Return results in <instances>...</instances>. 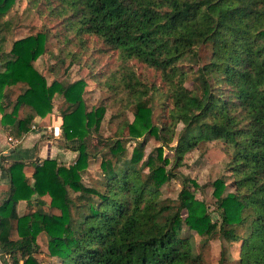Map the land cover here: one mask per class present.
<instances>
[{
  "label": "trees",
  "instance_id": "16d2710c",
  "mask_svg": "<svg viewBox=\"0 0 264 264\" xmlns=\"http://www.w3.org/2000/svg\"><path fill=\"white\" fill-rule=\"evenodd\" d=\"M17 1L0 0L3 125L24 138L62 97L68 104L62 132L78 159L69 167L58 159L32 162V179L27 162L9 163L0 254L11 264H41L36 255L45 237L53 264H206L199 246L219 239L240 248L237 264H264V0H28L45 29L6 51L15 25L5 17ZM52 35L61 45L58 66L68 59L83 63L86 53V65L95 72L100 67L95 75L105 77L107 103L88 110L85 80L50 83L34 67ZM201 49L209 52L206 62ZM135 65L159 73L161 87ZM190 76L192 89L186 87ZM16 86L21 93L13 95ZM159 91L165 101L157 125ZM109 106L114 118L124 108L133 114L124 122L128 139L139 140L130 156L123 137L102 141L108 152L92 149ZM148 136L161 146L146 156ZM176 138V167L202 144H222L225 174L212 184L221 220L213 222L206 203L196 199V182L169 169L164 149ZM98 155L101 176L87 186L83 175ZM175 178L183 182L178 201L163 198L162 188ZM20 201L29 208L21 217ZM227 257L223 250L219 264H228Z\"/></svg>",
  "mask_w": 264,
  "mask_h": 264
},
{
  "label": "rangeland",
  "instance_id": "374dc122",
  "mask_svg": "<svg viewBox=\"0 0 264 264\" xmlns=\"http://www.w3.org/2000/svg\"><path fill=\"white\" fill-rule=\"evenodd\" d=\"M35 14H37L36 9L28 4V0H19L16 2L15 6L5 17L6 19L11 18L15 25L14 32L8 36L6 51L11 50L12 45L16 40L25 38L45 29L44 19L39 18ZM60 50L61 45L52 35L51 37H49L45 55H43L39 60L33 63L34 67L39 72L43 73L50 83L54 79L62 80L65 82H74L80 79L85 80L88 86L85 90L86 92L84 94V97L88 110L107 103L110 92H108L104 88L106 87L105 77L97 78L95 75L99 74L98 70L100 67L96 68V72L92 71L91 68L88 67L84 62L88 60L86 53L82 54L83 60L81 59V61H83V63H72L71 60L68 59L67 61H65V63L58 66L56 60L60 54ZM200 51V56L203 62H206L208 60L207 57L209 55V52L205 49H201ZM135 68L137 73L143 76L144 79H147L150 84L155 83L158 87H161L160 85H162V83L159 73L148 69L142 70L136 65ZM20 85L22 86V84ZM186 87H188V89L194 88L193 76H190V78L186 81ZM20 91L21 88L19 86L13 87V95L21 93ZM164 101L165 97L163 92H156L153 109L154 121L157 125H160L162 121V104L164 103ZM108 102L109 104H111L110 101ZM67 106L68 104L66 103V101L62 97L57 96L54 99L53 112L48 114L44 118H37L34 122L31 132L24 138L15 136L11 132V128L9 126L3 125L2 118L4 114L0 112V132L3 134H8V136H12L13 140H16L18 145L20 142H24L26 140V137H28L30 134L35 135V153H41L42 150L45 149V147L47 148V146L48 150H45L44 154H42L43 156L37 157V155H35L30 160H36L40 162L44 159H58V162L60 164L69 167L76 163L78 159V153L71 150L63 132H61L58 138H55L52 128L55 126H59L62 131V126L64 123L63 112L66 110ZM111 108L112 107L109 106L108 111L106 112L105 117L102 121L100 134H95V136L93 137L92 149L95 146L98 150H100L103 146L102 141L108 143L116 137H123L125 139H128V129L125 126L124 122L126 120L132 122L134 119L133 114L130 112V110L128 111L124 108L125 114L120 118H114L115 112ZM11 109L12 108L8 109L6 112L11 113ZM23 115L24 113L20 111V117H23ZM181 128L182 125L179 126L178 130L180 131ZM146 140V156L149 155L155 148L161 146V142L153 136H148ZM138 141L128 139L127 148L129 156L131 155L132 150L134 149ZM176 141L177 138L170 144L169 147H165L164 149L165 156L170 160L169 169L174 170V172L176 173L179 172V174H182L185 177H189L192 181L196 182L199 187H201V189L196 190V199L206 203L209 212H211L212 214L213 222L221 220L218 212L215 211L216 205L213 198L212 184L215 179L225 174L224 163L225 161H227V156L224 153V150H222V144L218 142L208 144L204 143L199 147V149H195L187 153L183 159V163H181L180 166L176 167L174 164V150L172 149L176 146ZM74 143H77V141L69 142V144L71 145H73ZM17 146L9 144V148L12 149ZM103 152H108V149H105L104 147ZM101 158L102 156L98 155L96 158L89 159V166L86 169V173L83 175V182L87 184V186L94 185V182L99 180L101 176L99 174V172L101 171ZM32 182H34V180H32ZM182 188L183 182L181 181V179H171L162 188L163 198H170L172 200L178 201V197ZM44 199L50 202V198L48 196L44 197ZM27 210L28 209L25 203L23 205L22 212H27ZM186 232L188 231L186 230ZM13 238H17L16 231H14L13 233ZM196 238L197 242H200V237L196 236ZM41 241L39 240V242L41 243V251L36 255V258L41 264H53L56 259L49 257L46 253V238L44 237ZM200 249H202L203 251L206 264H219V260L223 250L228 253V264H237L236 260L239 258L240 252L239 247L231 246L227 242L219 239L211 241L203 248L199 246V250ZM0 264H11V259L6 255L0 254Z\"/></svg>",
  "mask_w": 264,
  "mask_h": 264
},
{
  "label": "crops",
  "instance_id": "0c3cea01",
  "mask_svg": "<svg viewBox=\"0 0 264 264\" xmlns=\"http://www.w3.org/2000/svg\"><path fill=\"white\" fill-rule=\"evenodd\" d=\"M10 139L13 140V137L8 136V134H3L0 132V207L9 198L8 193H9V189L11 188V185H10L11 180H10L9 173L6 171L9 166V163L14 162V161L27 162L28 165L26 164V168L24 169L25 175L32 179L33 173H34V167L30 164L32 162L34 163L36 160L33 161L30 159H32V157L35 155H37V157H41L43 156L42 154H44L45 150L46 149L48 150V146H47V148L45 147V149H43L41 153L36 152L37 153L36 154L35 149H34L36 136L32 134L26 137V140L24 142L22 141L23 144L22 142H20L19 145L18 144H17L18 146L15 145L17 147L13 149L9 148V144L13 145ZM37 151H38V148H37ZM25 203L27 206L26 201H20L19 204L17 205V215L20 217L25 216L26 214L29 213L28 206H27V209H28L27 212H22L23 205Z\"/></svg>",
  "mask_w": 264,
  "mask_h": 264
},
{
  "label": "built area",
  "instance_id": "2783aa9c",
  "mask_svg": "<svg viewBox=\"0 0 264 264\" xmlns=\"http://www.w3.org/2000/svg\"><path fill=\"white\" fill-rule=\"evenodd\" d=\"M53 128V131H54V137L55 138H58L59 136H60V134H61V128L59 127V126H55V127H52ZM52 128H51V130H52ZM10 141L13 143V145H17V141L16 140H12V139H10Z\"/></svg>",
  "mask_w": 264,
  "mask_h": 264
}]
</instances>
